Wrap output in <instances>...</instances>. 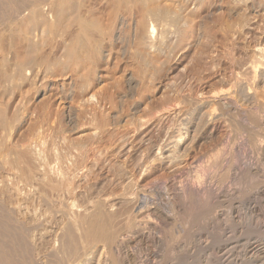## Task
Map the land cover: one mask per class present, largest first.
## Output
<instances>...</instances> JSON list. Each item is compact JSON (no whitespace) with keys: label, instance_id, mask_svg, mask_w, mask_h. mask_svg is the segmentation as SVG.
I'll list each match as a JSON object with an SVG mask.
<instances>
[{"label":"rangeland","instance_id":"374dc122","mask_svg":"<svg viewBox=\"0 0 264 264\" xmlns=\"http://www.w3.org/2000/svg\"><path fill=\"white\" fill-rule=\"evenodd\" d=\"M227 1L208 0L189 44L150 69L132 60H96L95 100L81 109L75 74L52 75L41 62L60 61L56 36L36 54L42 64L37 60L35 70L47 71L43 79L11 89L1 78L15 67L8 53L15 51L11 39L19 26L3 21L15 0H0V34L7 39L0 42V111L7 120L0 127V196L17 204L19 219L47 213L50 223L34 234L33 242H46L38 244L44 243L41 252L47 233L103 201L118 238L111 246L99 243L95 264L112 258L119 264H264V83L249 71L258 65L255 50L264 48V10L229 12ZM2 56L11 60L4 69ZM188 127L187 147L171 154ZM23 150L30 153L25 167L65 175L71 193L44 205L39 190L26 184L28 170L10 155Z\"/></svg>","mask_w":264,"mask_h":264},{"label":"bare ground","instance_id":"6f19581e","mask_svg":"<svg viewBox=\"0 0 264 264\" xmlns=\"http://www.w3.org/2000/svg\"><path fill=\"white\" fill-rule=\"evenodd\" d=\"M207 1L208 0H19L16 2L15 0V4L13 3L14 5L11 4L12 7L10 6L11 9L9 11V15H6L9 16V18H6V16L2 18L4 19V22L11 21L9 25L16 22V25L18 23L17 27L19 26L18 28L16 27V34H14L15 36L11 39V41H13L11 43L15 48V51L12 52L13 50L11 49V52L9 51L8 53L5 50V52L9 55L12 53L16 64L11 75L6 73L7 68L2 71L3 75H1V78L5 82H9L11 84V89H17V87H20L21 84L27 82L40 81L44 73L47 71L39 75V73L42 72L40 69L41 67H37L40 69H37L38 72L35 70L37 66L36 63H38L36 54H40V47H42L45 41L47 42L50 38L52 39L53 36H56L57 39H60L61 41V47H59L62 50V55H60L61 57L59 58L60 61L57 60L56 62H51L49 58L42 57L41 62L46 66V70H55L52 71V75L65 76L69 73H72L73 75L75 74V77L78 78L77 81L79 80V84L76 83L78 88L77 90H79L82 94L80 97L81 104H79L81 105V109H85L86 107L88 108L95 100V93L91 90V77L97 73L96 68L98 66H96V60L101 59L106 63H109L110 60L113 61L114 59L120 61L132 60L135 64L138 63L140 66L144 63L149 69L150 67L156 66V64L160 63V61H164V59L166 60L169 59V57H172V54H175L177 49L182 46L184 47V45L190 40V37L192 38V34L196 31L195 27L197 26L196 20L198 18V14L201 9H204L203 7ZM90 2L92 6H88ZM227 2H230L229 12H233L235 8L238 9L242 6H247V9L250 8L251 11L253 10L254 12L259 13L264 10V0H229ZM104 13H106L108 18L107 22L106 19H104ZM8 19L10 20L8 21ZM4 25H6V23ZM39 31L41 32V35L37 34ZM50 35L51 37L49 38ZM5 39V35L3 33L0 34V42L4 43ZM12 46H10V48H13ZM43 46H45V44ZM255 52L258 65L254 63L253 65L255 66L252 65V68L250 67V69H248L256 76L261 75L262 77H260L262 78V81L260 82L263 84L264 48H258ZM4 54L2 53L1 55ZM5 56L1 57L3 58V60H1L3 69L7 64L6 62L9 61L7 59L8 56ZM41 62L39 61L40 65L42 64ZM141 72L142 71L140 69L137 70V75H135L136 78L140 77L138 74H141ZM49 74H51V72ZM132 77H130L129 81H134ZM4 90H6V88H4ZM9 92L11 91L9 90ZM250 96L245 97H247L248 100H251L253 96ZM2 111H0L1 128L6 127L7 125V120ZM190 136L192 135L190 127H188L185 133L180 134V138L178 137V140L172 142L174 145L171 143L173 145V150L170 151L171 154L179 153L184 149V147H187L186 145ZM192 139L194 138L192 137ZM20 152L17 153L16 151H12L10 152V155H12V157H17L16 159L18 162L24 166L26 161L30 159V153L28 151L25 152L24 150L23 152ZM6 153H8V151ZM16 159L14 158V160ZM13 162L16 163L17 161ZM30 164L31 163H29V165ZM29 165L27 164L28 167ZM25 166L24 168L28 170L25 172L28 180L25 178L23 179L26 180V184L28 182L30 185L33 184L35 188L37 187L36 189L34 188L35 191L33 192L35 193L39 190V192H37L40 194L38 198H40L44 205L46 204V206H49L56 198L62 199V196L64 197V194H67L69 189H71L69 187L70 184L67 182L68 177L66 178L65 175L56 174V172H44L46 169H40V167H36V169L34 168L32 170L29 169L31 166L29 168ZM40 170H44V173ZM20 171H22V169H20ZM23 171L26 170L24 169ZM25 173L23 177L25 176ZM17 191L18 189L16 192ZM32 195L34 196V194ZM4 201L5 200L3 199L0 200V264H95V257L98 256L97 254L100 248L99 243H105L111 246V244H113L118 238L116 230H113L115 229L113 228V221L115 219L111 213L106 212L103 205L104 202L102 201L94 204V207L92 206L93 210L89 212V214L72 218L64 227L62 226L63 224L60 225L61 229L59 232H51L52 234L55 233L54 235L47 233V237L50 238V240L47 244H45V246L48 245V248L45 249V252H43V247L41 252L40 247L46 242L40 239L44 243L39 246L38 244H40L41 241H39L40 243H38V241L33 242L34 240L39 239H35L37 237L34 234H36L35 231L43 228L45 224L50 223V219L47 220L48 218L45 217L47 213L44 215L42 212L39 213L38 210H35L33 215H30L32 216L30 219L22 220L16 215V211L14 209L17 204L15 207H11L10 205H13L14 203L7 205ZM6 201L10 202V200ZM72 207L73 206L71 205L69 208L72 209ZM48 208L51 209V207ZM73 208H75V206ZM69 211L70 210H65L66 214H68ZM49 215L51 214L49 213ZM47 227L46 231L48 232ZM132 227L133 226H131V228ZM48 234L50 235L48 236ZM34 243H36V245ZM112 259V264H119L117 262L118 260L116 261L114 258Z\"/></svg>","mask_w":264,"mask_h":264}]
</instances>
